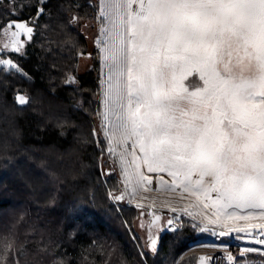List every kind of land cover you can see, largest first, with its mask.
I'll use <instances>...</instances> for the list:
<instances>
[{
  "label": "trees",
  "instance_id": "obj_1",
  "mask_svg": "<svg viewBox=\"0 0 264 264\" xmlns=\"http://www.w3.org/2000/svg\"><path fill=\"white\" fill-rule=\"evenodd\" d=\"M98 13V0H0V42L17 23L33 26L22 49L5 51L30 79L0 69V264H198L199 219L183 215L152 251L138 208L113 196L122 184L104 169L99 59L78 71L98 53L81 31ZM243 260L264 264V251Z\"/></svg>",
  "mask_w": 264,
  "mask_h": 264
},
{
  "label": "snow or ice",
  "instance_id": "obj_2",
  "mask_svg": "<svg viewBox=\"0 0 264 264\" xmlns=\"http://www.w3.org/2000/svg\"><path fill=\"white\" fill-rule=\"evenodd\" d=\"M105 7L114 29L104 49L108 78L121 109L106 137L111 153L121 149L125 176L131 156L142 187L151 183L146 168L167 172L173 190L183 186L197 199L217 193L214 206L264 209V0ZM15 27L13 37L32 32Z\"/></svg>",
  "mask_w": 264,
  "mask_h": 264
},
{
  "label": "rangeland",
  "instance_id": "obj_3",
  "mask_svg": "<svg viewBox=\"0 0 264 264\" xmlns=\"http://www.w3.org/2000/svg\"><path fill=\"white\" fill-rule=\"evenodd\" d=\"M98 3V17L96 20L84 21L81 25V31L90 43L91 52L97 51L99 54H84L80 59L78 71L79 73H84L93 66L95 57L99 59L101 65L100 86L103 109L98 121V127L102 135L106 137V132H110L111 125L116 122L115 114L120 112L121 109L116 105L115 78L112 81H109L108 78V65L111 61L106 59L107 54L104 50L106 41L112 43L109 34L114 31L113 25L105 18V15H102V12L106 10L105 6L108 0H98ZM9 5L12 6V3H9ZM13 32L6 31L0 42V49L4 53L5 51L22 49L23 44L21 41L23 39L21 35L23 32L20 31L19 35L15 38L12 35ZM26 34L27 37H31L29 36L30 34ZM14 40L16 41L15 47L13 46ZM2 57L4 56L0 54V62ZM12 61L14 60L12 59ZM14 65H9L7 62H4V66L8 69H17ZM73 75L70 76V83H77L76 75ZM192 79L197 78L190 77V80ZM197 82L199 83L198 80ZM110 84L113 85L111 93H109ZM107 142L109 144L108 139ZM128 148L131 151V143H129ZM120 151L121 149L117 147L116 154L110 152V155L107 158L105 157L104 169L120 177L121 188L113 193V196L124 190L126 192V199L121 204L134 205L138 208L140 218L138 219L137 230L144 237L146 245L150 250H157L162 234L165 231L177 229L182 216L188 214L199 219L200 223L202 222V231H208L206 236L201 239L205 252L201 254L199 263L202 261L201 257L215 249H222L232 238L248 239L250 241L245 246L247 249L245 259L253 251H264V209L249 208L246 210H238L236 208L240 207H236L235 204L231 207H223V202H221V205L214 206L212 201L216 200L217 193L211 192L208 198H205L201 194L199 199H197L196 195H190L184 191L183 186L176 187L173 190L171 188L173 177L169 176L167 172H148L146 168H142L141 170L148 176L151 183L146 180L142 187L137 183L138 177L135 174L134 167L130 164L132 160L131 156L127 157L129 171L128 175L125 176L124 166L120 163L119 159ZM136 152L139 155L138 148ZM206 204L208 205L207 207H205ZM239 264L257 263L251 262L250 260H243L239 261Z\"/></svg>",
  "mask_w": 264,
  "mask_h": 264
},
{
  "label": "built area",
  "instance_id": "obj_4",
  "mask_svg": "<svg viewBox=\"0 0 264 264\" xmlns=\"http://www.w3.org/2000/svg\"><path fill=\"white\" fill-rule=\"evenodd\" d=\"M248 239L232 238L230 242L222 248L223 251L217 249L203 256L205 259L202 264H239L241 258L246 257V243Z\"/></svg>",
  "mask_w": 264,
  "mask_h": 264
},
{
  "label": "water",
  "instance_id": "obj_5",
  "mask_svg": "<svg viewBox=\"0 0 264 264\" xmlns=\"http://www.w3.org/2000/svg\"><path fill=\"white\" fill-rule=\"evenodd\" d=\"M46 1L47 0H42V3L46 2ZM39 10H40V13H39L38 17H40V15L43 14V12H44L43 6H40ZM25 28H31L32 29L33 26H28V27H25ZM3 53H4V51L2 49H0V54H3ZM4 62H11L14 65V61H12V59L10 57H8L7 59L1 60V62H0V69L2 67H4ZM12 64H10V65H12ZM14 67H16V66L14 65ZM15 70L18 73H20L23 76H25V77H27V78L30 79V77L25 72H23L20 68H17ZM7 71L9 72V71H11V69H8L7 68ZM114 198H115L116 202H118V203H124V201L126 199V192L123 190V191L119 192L117 195H115ZM198 264H200V263H198Z\"/></svg>",
  "mask_w": 264,
  "mask_h": 264
},
{
  "label": "flooded vegetation",
  "instance_id": "obj_6",
  "mask_svg": "<svg viewBox=\"0 0 264 264\" xmlns=\"http://www.w3.org/2000/svg\"><path fill=\"white\" fill-rule=\"evenodd\" d=\"M3 56H4V57H2V60H4V59H5V57H7V58L9 57V56H7L5 53H3ZM7 58H6V59H7ZM7 64H9V65H10V64H12V63H11V62H7ZM4 67H5V66H4ZM5 68H6V67H5Z\"/></svg>",
  "mask_w": 264,
  "mask_h": 264
},
{
  "label": "crops",
  "instance_id": "obj_7",
  "mask_svg": "<svg viewBox=\"0 0 264 264\" xmlns=\"http://www.w3.org/2000/svg\"><path fill=\"white\" fill-rule=\"evenodd\" d=\"M238 210H246V209H249V207H240V208H236Z\"/></svg>",
  "mask_w": 264,
  "mask_h": 264
},
{
  "label": "bare ground",
  "instance_id": "obj_8",
  "mask_svg": "<svg viewBox=\"0 0 264 264\" xmlns=\"http://www.w3.org/2000/svg\"><path fill=\"white\" fill-rule=\"evenodd\" d=\"M12 28H13V27H12ZM8 29H9V28H8ZM10 29H11V28H10ZM9 31H11V30H9ZM9 31H8V32H9ZM12 31H13V30H12ZM223 237H224V236H223ZM223 237H222V238H223ZM224 238H225V237H224ZM219 240H220V239H219ZM222 241H224V240H222ZM220 244H221V243H220ZM223 245H224V244H223Z\"/></svg>",
  "mask_w": 264,
  "mask_h": 264
}]
</instances>
